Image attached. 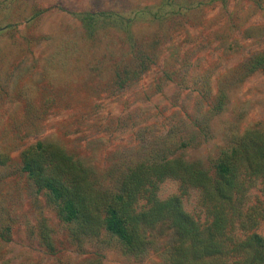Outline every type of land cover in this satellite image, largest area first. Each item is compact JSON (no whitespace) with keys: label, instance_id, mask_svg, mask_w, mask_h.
Instances as JSON below:
<instances>
[{"label":"rangeland","instance_id":"374dc122","mask_svg":"<svg viewBox=\"0 0 264 264\" xmlns=\"http://www.w3.org/2000/svg\"><path fill=\"white\" fill-rule=\"evenodd\" d=\"M261 53L264 0H0V264H169L168 223L140 255L107 230L81 234L22 151L55 143L114 191L142 162L179 157L214 174L264 128ZM173 195L209 221L199 189L169 178L158 196ZM241 199L264 235V180Z\"/></svg>","mask_w":264,"mask_h":264},{"label":"trees","instance_id":"16d2710c","mask_svg":"<svg viewBox=\"0 0 264 264\" xmlns=\"http://www.w3.org/2000/svg\"><path fill=\"white\" fill-rule=\"evenodd\" d=\"M260 68L264 53L252 63L253 70ZM21 156L29 178L49 190L81 234L97 236L107 230L121 240L126 253L140 255L150 243L146 234L166 222L176 236L169 264H264V235L255 230L241 199L248 186L264 180V128L246 131L224 151L214 174L179 157L142 162L128 170L115 191L98 186L91 170L55 143L31 145ZM169 178L179 180L184 191H201L207 223L187 212L179 195L159 198V186ZM42 238L53 249L46 226Z\"/></svg>","mask_w":264,"mask_h":264}]
</instances>
